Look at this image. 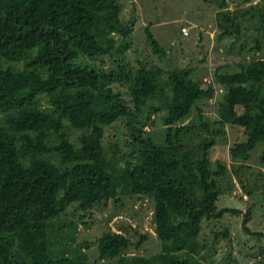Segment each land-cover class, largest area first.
<instances>
[{
	"label": "trees",
	"instance_id": "16d2710c",
	"mask_svg": "<svg viewBox=\"0 0 264 264\" xmlns=\"http://www.w3.org/2000/svg\"><path fill=\"white\" fill-rule=\"evenodd\" d=\"M123 10L121 0H0V264H193L203 221L241 212L217 208L227 168L219 162L212 170L210 145L194 156L183 143L190 129L184 122L197 111L207 126L201 106L220 88L222 125L243 129L246 137L230 147V158L249 161L264 143V58L235 63L231 73L221 65L207 83L192 69L133 68L127 53L134 22L122 19ZM223 19L234 23L228 14ZM147 34L152 50L161 53ZM83 57L95 64H82ZM1 61L24 62L25 69L5 68ZM161 113L158 141L143 127H154L151 118ZM120 120L130 152L118 157L123 150L116 145L109 157L105 127ZM67 127L84 131L79 146L63 133ZM52 134L59 142L48 145ZM50 155L58 156L56 162ZM122 196L150 197L161 253L128 255L126 227L96 240L98 256L91 263L82 254L50 255L52 222L71 205L83 220ZM249 219L247 212L244 223ZM221 238L228 240L229 232L216 233L214 242Z\"/></svg>",
	"mask_w": 264,
	"mask_h": 264
},
{
	"label": "rangeland",
	"instance_id": "374dc122",
	"mask_svg": "<svg viewBox=\"0 0 264 264\" xmlns=\"http://www.w3.org/2000/svg\"><path fill=\"white\" fill-rule=\"evenodd\" d=\"M124 10L122 19L133 20L131 48L127 53L133 68L141 64L148 68L159 67L164 73L181 69H192V76L203 83L214 81L216 70L221 65H229L228 72L237 70L235 63L245 60L264 58V0H227V8L219 9L217 4L201 0H121ZM228 14L233 24L224 21ZM189 29V36L182 33ZM147 30L151 31L161 47V53L152 50ZM226 32L230 33L226 35ZM82 64H95L83 57ZM107 66L112 64L107 59ZM3 67L24 70L25 63L1 61ZM163 78L162 80H164ZM216 85V84H215ZM217 87L216 98L203 104L204 122L194 111L184 122L190 129L183 135V143L193 149L194 156L200 155L199 148L210 145L212 170L217 171L218 163L227 168V175L219 178L221 194L217 201L219 210L241 211L239 214L227 213L223 220L203 221V230L198 238L199 253L190 257L193 264H261L264 259V143H259L250 153L246 162H234L230 158V147L245 141L244 130L222 125L216 102L222 94ZM151 130L160 141L164 135L161 117ZM123 120L105 127L103 140L109 157L117 151L116 145L123 150L122 157L130 150L125 147L124 136L127 132ZM141 127V126H139ZM67 138L76 146L80 144L83 130L66 128ZM59 142L58 135L52 134L48 145ZM56 162L57 155L47 156ZM119 202L110 201L107 208L94 209L86 219L80 220L74 215L71 205L66 215L52 222L50 229V255L54 259L61 257L77 258L84 255L93 262L98 256L96 240L107 230L119 232L127 227V236L131 240L128 255L153 257L162 251L161 242L155 232L154 204L150 197L122 196ZM250 212L245 224L244 215ZM228 231L230 242L221 238L214 242L216 233ZM141 238H145L141 240ZM141 240L140 247L137 248ZM185 256H188L185 254Z\"/></svg>",
	"mask_w": 264,
	"mask_h": 264
},
{
	"label": "built area",
	"instance_id": "2783aa9c",
	"mask_svg": "<svg viewBox=\"0 0 264 264\" xmlns=\"http://www.w3.org/2000/svg\"><path fill=\"white\" fill-rule=\"evenodd\" d=\"M182 33H183L185 36H189V29H188V28H182Z\"/></svg>",
	"mask_w": 264,
	"mask_h": 264
},
{
	"label": "crops",
	"instance_id": "0c3cea01",
	"mask_svg": "<svg viewBox=\"0 0 264 264\" xmlns=\"http://www.w3.org/2000/svg\"><path fill=\"white\" fill-rule=\"evenodd\" d=\"M188 37V36H187Z\"/></svg>",
	"mask_w": 264,
	"mask_h": 264
}]
</instances>
